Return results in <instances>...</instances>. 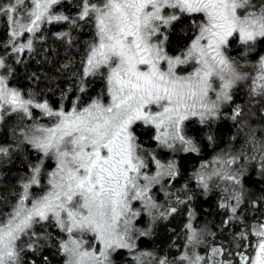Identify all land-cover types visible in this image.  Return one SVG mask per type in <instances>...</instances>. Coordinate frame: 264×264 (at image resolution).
Returning a JSON list of instances; mask_svg holds the SVG:
<instances>
[{
    "label": "rangeland",
    "instance_id": "1",
    "mask_svg": "<svg viewBox=\"0 0 264 264\" xmlns=\"http://www.w3.org/2000/svg\"><path fill=\"white\" fill-rule=\"evenodd\" d=\"M61 1H18V15L11 22L16 40L11 53L20 55L42 40V26L64 17L53 11ZM81 4L82 17L91 14L96 31L84 72L103 71L104 96L80 107L54 109L10 85L13 67L0 59V124L7 114L33 112L32 107L42 111L33 118L48 120H34L27 137L41 153L34 173L23 183L19 198L0 207V264H20V239L27 235L28 245L35 224L40 223L42 231L48 221L64 231V264H110L119 248L136 249L141 229L135 221L142 212L160 208L150 189L163 184L160 179L171 173L172 165L138 156L134 126L151 125L167 150L185 148L189 141L184 122L191 117L217 118L229 105L232 88L244 78L240 68L248 64L236 65L225 54L230 38L237 35L254 44L264 36V0ZM184 13L197 14L195 33L187 48L173 55L166 49L168 33ZM2 52L8 56L7 48ZM255 83L264 87V74L258 73ZM79 100L77 96L74 102ZM6 152L0 146V163ZM48 161L53 162L50 167ZM217 172L215 162L210 175ZM2 177L0 173V188ZM253 232L254 255L242 254V264H264V221ZM33 237L48 241L44 233ZM220 253V248L210 250V264L220 261Z\"/></svg>",
    "mask_w": 264,
    "mask_h": 264
},
{
    "label": "trees",
    "instance_id": "2",
    "mask_svg": "<svg viewBox=\"0 0 264 264\" xmlns=\"http://www.w3.org/2000/svg\"><path fill=\"white\" fill-rule=\"evenodd\" d=\"M18 1L0 0V59L13 67L9 84L54 109L80 107L104 96L103 71L84 72L96 31L92 15H81L82 0L57 3L53 11L64 17L45 23L39 35L42 40L20 55L11 53L16 42L11 22L18 15ZM195 18L197 14L184 13L174 21L167 52L176 55L187 48L195 33ZM244 42L234 35L225 47L228 59L236 60V65L248 64H240L244 78L232 88L229 105L215 119H187L183 124L189 141L185 148L167 150L155 138L151 125L134 126L138 156L149 163H171L172 168L160 179L163 184L150 189L160 208L153 207L147 215L142 212L135 221L141 229L140 233L137 230L138 246L119 248L110 264H210V250L215 248L221 249L217 264H242V254L254 255L257 237L253 228L264 221V87L255 83L257 74H264V36L254 44ZM77 96L80 100L74 102ZM31 109L7 114L0 126V146L7 150L0 163V207L19 198L41 156L27 137L34 120L37 124L48 120L33 118L42 111ZM215 162L220 172L212 176ZM45 224L42 231V225L35 224L33 235L44 233L47 242L33 235L28 245L24 243L27 235L20 239V264L66 261L61 246L64 231L49 221Z\"/></svg>",
    "mask_w": 264,
    "mask_h": 264
},
{
    "label": "flooded vegetation",
    "instance_id": "3",
    "mask_svg": "<svg viewBox=\"0 0 264 264\" xmlns=\"http://www.w3.org/2000/svg\"><path fill=\"white\" fill-rule=\"evenodd\" d=\"M13 40H14V38H13ZM2 121H3V119H2ZM2 123V122H1ZM0 126H1V124H0ZM52 164H53V162H52Z\"/></svg>",
    "mask_w": 264,
    "mask_h": 264
},
{
    "label": "bare ground",
    "instance_id": "4",
    "mask_svg": "<svg viewBox=\"0 0 264 264\" xmlns=\"http://www.w3.org/2000/svg\"><path fill=\"white\" fill-rule=\"evenodd\" d=\"M63 228V227H62ZM19 240V239H18ZM142 250V249H141Z\"/></svg>",
    "mask_w": 264,
    "mask_h": 264
}]
</instances>
